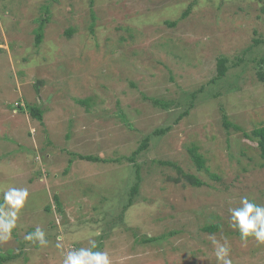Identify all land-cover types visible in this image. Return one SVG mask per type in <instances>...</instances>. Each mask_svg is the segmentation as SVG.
<instances>
[{
    "label": "rangeland",
    "instance_id": "1",
    "mask_svg": "<svg viewBox=\"0 0 264 264\" xmlns=\"http://www.w3.org/2000/svg\"><path fill=\"white\" fill-rule=\"evenodd\" d=\"M261 126L264 0H0V204L29 192L0 264L82 248L111 264H222L213 240L232 264H264L231 211L264 206V159L244 135ZM37 228L47 244L25 239Z\"/></svg>",
    "mask_w": 264,
    "mask_h": 264
},
{
    "label": "clouds",
    "instance_id": "2",
    "mask_svg": "<svg viewBox=\"0 0 264 264\" xmlns=\"http://www.w3.org/2000/svg\"><path fill=\"white\" fill-rule=\"evenodd\" d=\"M28 196L27 189L10 188L4 193V203L0 204V241H8L12 238V231L17 226L18 212L23 209ZM241 203L243 207L240 210H231L232 226L239 228L242 239L254 237L258 243L264 244V206L250 202L247 197L242 198ZM25 239L38 240L41 245L47 244L45 233L40 228L27 235ZM213 243L216 245L217 259L222 264H232L228 258L229 248L215 240ZM92 246L95 247L94 242ZM63 264H111V262L105 252H92L82 248L68 252Z\"/></svg>",
    "mask_w": 264,
    "mask_h": 264
},
{
    "label": "trees",
    "instance_id": "3",
    "mask_svg": "<svg viewBox=\"0 0 264 264\" xmlns=\"http://www.w3.org/2000/svg\"><path fill=\"white\" fill-rule=\"evenodd\" d=\"M48 10V9H47ZM187 13H188V10L184 11L183 14H182V18H185L187 16ZM47 21V19H43L38 30H37V33H36V44L39 45L42 43L43 41V36H44V24L45 22ZM178 21H173V22H170V25L172 26H175L177 24ZM70 33V30L68 32V34ZM258 42V40H257ZM226 59H219L218 61V76L219 77H222L226 74L227 72V66H226ZM193 104H191L189 106L192 107ZM31 111V114L36 117L38 120H40L42 122L43 120V110L38 107V106H34L30 109ZM189 113V109H186L183 113H182V116H184V114H188ZM225 126L227 128H229V126H232V124L230 122L227 121V119L225 118ZM236 128L238 129H241L240 127H237ZM170 129V127H167L166 129H157L155 131L156 134H162L164 133L166 130L168 131ZM244 135L245 137H247L248 139H252L254 140L256 138L257 140V144H258V147H259V151H260V156L264 159V126H261V127H257L255 129L252 130V134L244 131ZM148 142H149V139L148 137L145 138L143 140V142L141 143V145L139 146V148L133 153V156L130 157L129 159L134 161L135 160V156L137 154H139L140 152H142L143 150H145L147 147H148ZM192 153H194V156H195V160L198 164V166L200 168H203L204 167V160L203 158L201 157L200 154L196 153V151L193 149L192 150ZM81 158L83 159H87V160H100V158L98 156H94V155H81ZM169 164L170 166H173V167H176L178 168L174 163H167ZM179 169V168H178ZM180 170V169H179ZM136 175H137V181L134 183V185L132 186L131 188V198L129 199L128 201V204L127 206H125V209H127L131 204H132V197L133 195L138 191L139 189V182H140V174H139V171H138V167H137V170H136ZM186 178L194 185L196 186H202L204 183L197 179L195 176L193 175H187ZM57 199V202H58V210L60 212H62V208L60 206V201L58 199V197H56ZM48 209H50V207H48ZM205 230L207 231H210V232H215L217 229H218V225H209V226H206L204 227ZM146 241H149V242H153V241H156L158 240L157 237H146L145 239ZM11 257V255L8 253V255H2L0 254V262L2 263L4 260H7Z\"/></svg>",
    "mask_w": 264,
    "mask_h": 264
}]
</instances>
